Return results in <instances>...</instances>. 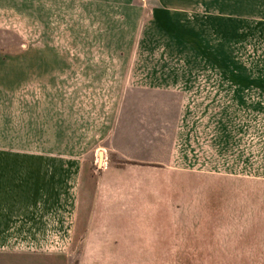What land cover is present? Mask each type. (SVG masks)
<instances>
[{
	"label": "crops",
	"instance_id": "1",
	"mask_svg": "<svg viewBox=\"0 0 264 264\" xmlns=\"http://www.w3.org/2000/svg\"><path fill=\"white\" fill-rule=\"evenodd\" d=\"M141 1L116 15L132 38L108 124L62 91L61 59L0 55V264H264V77L224 58L240 0Z\"/></svg>",
	"mask_w": 264,
	"mask_h": 264
},
{
	"label": "rangeland",
	"instance_id": "2",
	"mask_svg": "<svg viewBox=\"0 0 264 264\" xmlns=\"http://www.w3.org/2000/svg\"><path fill=\"white\" fill-rule=\"evenodd\" d=\"M124 1L0 0V55H10L13 50L19 54L26 44L32 46L33 59H61L64 63L62 91H79L78 98L73 101L79 105L80 111L89 107L100 114L97 118L101 117L102 121L105 114L108 124L109 118L113 121L120 91L125 86L124 68L116 65L125 63L122 59L126 58V53L119 52V48L132 38L119 35L115 30L116 15ZM132 1L141 5V0ZM146 4L143 0V6ZM240 17V34L234 36L236 40L232 44L235 50L233 53L225 51L224 58L230 60L232 57L236 65L234 74L264 77V0H240ZM88 60L95 62L97 72L112 76L109 84L75 85L76 78L71 72L75 68L72 69L71 62ZM52 87L54 89L55 85ZM262 136L256 132L257 144L262 141ZM98 144L97 170L105 168L108 163L107 154L103 148L99 149ZM260 147L256 146L257 153L264 152ZM99 159H102L100 163ZM58 264H77V261L67 259L58 261ZM127 264H167V261H127Z\"/></svg>",
	"mask_w": 264,
	"mask_h": 264
},
{
	"label": "built area",
	"instance_id": "3",
	"mask_svg": "<svg viewBox=\"0 0 264 264\" xmlns=\"http://www.w3.org/2000/svg\"><path fill=\"white\" fill-rule=\"evenodd\" d=\"M106 163V162H105Z\"/></svg>",
	"mask_w": 264,
	"mask_h": 264
}]
</instances>
